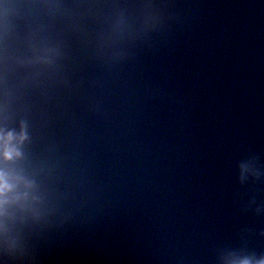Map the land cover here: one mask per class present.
Listing matches in <instances>:
<instances>
[{
	"label": "water",
	"instance_id": "obj_1",
	"mask_svg": "<svg viewBox=\"0 0 264 264\" xmlns=\"http://www.w3.org/2000/svg\"><path fill=\"white\" fill-rule=\"evenodd\" d=\"M0 132V264L264 258V0H0Z\"/></svg>",
	"mask_w": 264,
	"mask_h": 264
},
{
	"label": "clouds",
	"instance_id": "obj_2",
	"mask_svg": "<svg viewBox=\"0 0 264 264\" xmlns=\"http://www.w3.org/2000/svg\"><path fill=\"white\" fill-rule=\"evenodd\" d=\"M23 134L17 138L13 133L0 132V160L5 162L11 161L14 158H19L20 152L13 141L22 142ZM18 180L12 177L8 172L0 169V208L9 203L8 197L17 189ZM19 198V197H17ZM224 264H264V258L258 260L252 258L232 259L228 258Z\"/></svg>",
	"mask_w": 264,
	"mask_h": 264
}]
</instances>
